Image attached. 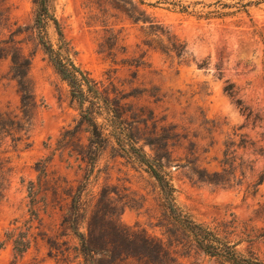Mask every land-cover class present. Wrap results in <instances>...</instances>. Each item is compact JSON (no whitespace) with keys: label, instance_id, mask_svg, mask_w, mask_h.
Instances as JSON below:
<instances>
[{"label":"rangeland","instance_id":"rangeland-1","mask_svg":"<svg viewBox=\"0 0 264 264\" xmlns=\"http://www.w3.org/2000/svg\"><path fill=\"white\" fill-rule=\"evenodd\" d=\"M7 1L11 21L26 27L17 39L26 56L32 55L28 76L38 108L26 147L21 144L13 150L8 139L0 148L12 167L0 200V242L5 231L14 228V220L28 219L27 187L37 181L35 164L39 160L50 158L45 179L51 185L58 177L74 188L85 183L81 162L66 152L51 153L59 133L72 127L79 113L68 86L48 62L35 33L27 29L33 26L39 0ZM249 1L254 0H242V4ZM46 2L75 64L96 81L113 83L126 94V102L138 115L136 135L143 152L152 157L164 137L176 135L169 142L171 162L166 168L176 190V206L198 224H230V244L243 241L235 247L236 252L264 264V180L256 194H251V185L264 175V155H256L250 148L252 142L262 145L264 137V2L241 8L246 12L236 15L211 14L208 18L187 12L227 13L235 8L221 9L216 0ZM151 23L163 33L150 29ZM45 36L53 48L60 46L53 23H48ZM172 41L185 47L183 55L170 50ZM8 71L9 62L2 61L0 111L19 113L20 97ZM227 84L234 86L247 111L242 112L235 99L224 92ZM249 111L252 116L247 118ZM240 137L245 143L238 152L245 172L242 185L224 188L198 181L191 169L220 171L224 143L231 140L238 144ZM104 188L113 202L110 206L104 203V207L111 211L115 205L123 224L165 243L175 241L176 236L171 235L176 227L163 206L157 182L145 167L133 158L118 156L111 146L98 158L83 192L87 216ZM37 205L42 220L39 230L48 236L56 234L64 203H49L46 209L41 202ZM81 227L85 232V224ZM179 261L221 264L195 251ZM0 264L63 263L49 257L47 246L38 240L22 259H14L11 245L1 248Z\"/></svg>","mask_w":264,"mask_h":264},{"label":"trees","instance_id":"trees-1","mask_svg":"<svg viewBox=\"0 0 264 264\" xmlns=\"http://www.w3.org/2000/svg\"><path fill=\"white\" fill-rule=\"evenodd\" d=\"M230 1L236 2L230 4L216 0V3L221 9L234 7L235 11L222 13L216 10L202 13L187 12L185 9L183 12L198 18H208L211 14L230 16L246 12L241 8L252 3L264 2L254 0L242 4V0ZM36 5L33 26L27 29L35 33V40L47 56L48 62L68 86L70 98L76 103L79 113V119L75 124L62 129L59 133L51 153L66 152L68 156L74 157L75 161L81 162L84 165L85 183L81 182L74 188L65 179L58 177L51 185L45 179L50 158L39 160L35 164V171L38 172L37 181L29 182L27 187L30 198L28 219L22 222L14 220L11 223L14 228L5 231L0 249L11 245L14 259H22L32 245L41 240L48 248V256L58 258L63 264H185L180 262L179 258H189L192 251L215 258L221 264H263L252 257L243 258L236 252L235 247L243 241L240 239L230 244L228 239L233 234L227 232L230 224L215 223L213 227L198 224L176 206L174 197L176 190L170 183L166 171L171 162L169 142L176 135L164 137L154 150L153 156L148 157L138 146L139 138L136 135L138 115L133 112L132 105L126 102V94L119 91L113 83L104 85L96 81L88 72L77 66L70 57L71 49L63 40L58 22L49 13L46 0H39ZM10 13L8 1L0 0V63L9 62L8 74L16 83L20 97L19 113L0 111V148L9 139L12 149L15 150L21 144L26 147L38 103L28 76L32 55L26 56L21 41L17 39L26 27L17 26L12 22ZM49 22L53 23L61 43L57 48H53L45 36ZM150 29L163 33L162 28L152 23ZM169 44L170 50L177 55L185 53V47L177 41ZM224 92L235 99L242 112L247 111L241 99L237 98V92L232 84H227ZM251 116L252 113L249 111L247 118ZM254 119H258V116L255 115ZM240 138L238 144L231 140L224 143L223 158L219 162L220 171L191 169L196 179L224 188L240 187L245 178L241 157L238 155L239 150L245 148V143L242 137ZM109 146L118 156L133 158L139 165L145 167V171L157 182L163 206L176 227L171 235L176 236L175 241L165 243L162 239L148 235L144 230L123 224L118 218L115 205L111 207V211H107L103 205L113 204L107 188L102 190L97 204L87 216L82 195L98 158ZM250 148L256 155H264V137L262 145L252 142ZM4 154L5 151H0V200L12 172L10 159ZM263 180L264 175L251 185L252 195L256 194ZM39 202L43 209H46L49 203H64L65 212L54 235L48 236L39 230L42 221L38 213ZM83 224L85 232L81 231Z\"/></svg>","mask_w":264,"mask_h":264}]
</instances>
